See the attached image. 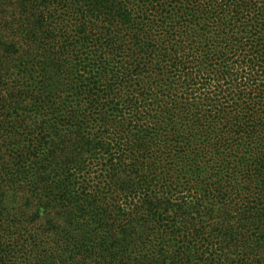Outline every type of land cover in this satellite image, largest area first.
<instances>
[{
    "label": "trees",
    "instance_id": "obj_1",
    "mask_svg": "<svg viewBox=\"0 0 264 264\" xmlns=\"http://www.w3.org/2000/svg\"><path fill=\"white\" fill-rule=\"evenodd\" d=\"M0 264H264V0H0Z\"/></svg>",
    "mask_w": 264,
    "mask_h": 264
}]
</instances>
